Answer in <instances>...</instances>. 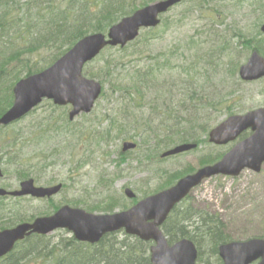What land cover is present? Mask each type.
<instances>
[{
	"label": "trees",
	"instance_id": "obj_1",
	"mask_svg": "<svg viewBox=\"0 0 264 264\" xmlns=\"http://www.w3.org/2000/svg\"><path fill=\"white\" fill-rule=\"evenodd\" d=\"M63 1L65 0H0V116L13 103L12 88L16 81L51 65L86 34L98 31L105 32L110 25L117 22L121 17L131 14L138 7L150 2V0H80V5H77L76 0H67V7L62 10L60 4ZM245 1L236 0L238 4ZM181 4H190L191 7L197 5L196 8L202 11V6L204 4L203 8L209 6L210 1L183 0ZM257 6H259L260 15L255 22L254 32H250L252 29L248 32L244 30L230 31L216 28V26H207L204 27V30L194 33L197 34L195 41L192 38H189L186 44H181L178 41L170 49L169 55L167 52L162 51L159 56L155 57V63L148 64L144 68L125 69L123 60L118 61L111 55L112 51L121 54L126 52L129 47L136 46L138 38L123 48H105L92 61H100L102 69L95 73L94 69L87 64L86 74L94 78L105 76L100 79L103 85L102 97L105 96L104 84L108 74L110 76L111 71L123 69L117 72L119 77L114 76L113 73L114 78H109V81L115 79L112 82V88L114 90H125L123 92L129 94L125 97L130 98L126 103L130 107H134L133 110L140 109L141 114L133 117L132 112L117 106L111 112L114 113L111 114L113 116L108 118L107 128L101 131V122L98 126L93 124L95 127L89 125L74 126L76 123L69 120L65 109L63 112H59L60 109H56L60 107L52 105L56 111H49L48 116L28 129L24 127L12 128V126L19 123L6 127L0 126V143L3 148L0 158L5 164L4 172L7 173V165L13 166L17 171L18 179L22 180L34 176L33 174L41 173L45 168L59 160H64L65 163L68 161L72 163L79 162V164L89 163V156L92 157L97 151L94 146L91 147L93 142H108L111 139H119V141L134 140L138 133H144L141 139V147L143 149L145 147V150L142 149L143 152L136 159L144 157L146 161L152 164L160 161L161 152L174 144L181 142L207 143L208 138L202 137L208 135L212 124L202 119L203 112H221L223 115L232 114L234 113V105L240 104V107H243L244 96L238 95L237 90L228 91L224 95L209 94L205 101L206 105H204L198 101L199 96L194 95L200 92L194 90L193 94L187 95V102L189 104L192 101L191 105L186 104L185 98L181 103L167 104V102H160L158 95H152L148 100V106H146L147 90L150 89L147 79H157L160 75L166 74H170L173 78H180L177 76L178 72L172 70V65L175 70L176 64L184 65L182 69L190 79L196 78L198 74L200 76L204 74L210 85L213 81L212 77L217 75L221 69L235 77L238 74L239 66L248 53L250 54L252 50H258L264 55V33L260 30V24L264 22V2L255 5L254 8ZM213 10L217 13L220 12L216 8H213ZM92 12L94 14H90ZM183 14L185 13L183 12ZM151 35L157 38L160 34L155 31ZM45 48L53 49L50 50V54L46 58L43 56L42 60L39 61L33 59L32 54H40ZM242 55L243 58L240 60ZM179 74L183 76L182 72ZM232 77H230L231 80L234 79ZM124 79H132V82H129V87L123 85ZM258 82H245L238 77V83L240 84ZM169 92L172 94L171 90ZM123 104L124 102H121V105ZM146 113L148 114L145 116ZM91 114L83 116L88 117ZM105 119H107V116H103V120ZM147 120L150 123H147ZM132 126L134 132L129 129ZM199 132L204 136H200ZM53 140L56 142H52ZM51 142L56 146L52 145ZM30 145L43 146L41 152H36L32 157H29L27 155L29 152H26L25 149ZM81 146L84 149L79 152ZM48 150L50 152H47ZM223 154L221 151H209L200 157V165L213 163L220 159ZM127 155L129 153L120 151L118 153V163H124L127 160ZM34 156L37 157V163H41L39 170L34 168L35 165L31 160ZM194 169V167L188 166L183 170L171 172L168 169L160 168V176L164 175L166 178L158 189L170 186L178 178L193 172ZM116 177L117 175L107 176L102 174L99 178L100 188L109 186V183L114 181ZM35 179L38 178L35 177ZM0 186L8 188L3 184H0ZM65 188L67 186L63 184V189ZM24 200H26V197L10 198L0 196V219L4 221L0 225V229L14 226L21 221L32 220L35 217L33 213H29L22 208V201ZM67 202L79 204L75 200H68ZM60 205L59 203H53L51 209L55 210ZM127 207L128 202L124 195L113 194L107 195L101 202L88 205V209L91 211L105 212ZM176 216L179 215L174 214L171 219ZM206 233L208 237L212 236L211 238L215 239L214 232ZM205 236L204 238H206ZM33 238H35L36 243L40 236H33ZM28 241V239H25L20 242L10 256L0 264H6V262L18 264L20 256L17 253L23 251L28 254L35 246V243L31 244ZM75 244L77 245L79 242L73 239L72 242L68 243V247L72 249ZM208 247H214V250H217L218 244L209 243ZM97 249H100L99 246ZM23 261H21V264H35L33 260Z\"/></svg>",
	"mask_w": 264,
	"mask_h": 264
},
{
	"label": "rangeland",
	"instance_id": "obj_2",
	"mask_svg": "<svg viewBox=\"0 0 264 264\" xmlns=\"http://www.w3.org/2000/svg\"><path fill=\"white\" fill-rule=\"evenodd\" d=\"M155 1L158 0H150V3ZM76 2L77 5H80V0H76ZM261 2H264V0H246L242 4H238L236 0H217L205 8H203L204 4L202 11L196 8L197 5L193 7L190 4L177 5L162 16V21L156 28L150 29L149 33L148 31H143L137 39L138 44L136 46L129 47L126 52L121 54L112 51L111 55L118 61L123 60L125 69L134 70L155 63V57L159 56L162 51L167 52L169 55L170 49L178 41L181 44H186L189 38L195 41L197 34L194 33L204 30V27L207 26H216V28L228 29L230 31L244 30L248 32L252 29L250 32H254L255 22L260 15L259 6L255 8L254 6ZM60 7L62 10L65 9L67 7V0L63 1ZM213 8L218 9L220 12H215ZM94 12L90 14H94ZM168 27L170 28L168 29ZM164 28L166 29L164 30ZM155 31H158L160 34L157 38L151 35ZM51 49L53 48H45L40 54H32V57L38 61L42 60L43 56L46 58L50 54ZM248 54L242 62L246 61L249 56ZM242 58L243 55L240 60ZM99 62L89 63L95 73L102 69V64ZM176 65L175 70L172 65V70L176 73L178 72L177 76L180 78H173L170 74H166L160 75L157 79H147L150 89L147 90L146 106H148V100L152 95H158L160 102H167V104L173 102V104L181 103L183 98H185L186 104L191 105L192 101L189 104L187 102V95L193 94L194 90L200 92L194 95L199 96V99L202 100L198 99V101L204 105H206L205 101L209 97V94L224 95L228 91L237 90L238 95L244 96L245 100L243 107H240V104L234 105L233 110L235 114L245 113L264 106V79L258 83L240 84L238 83V74L232 77L221 69L217 75L212 77L213 81L210 79L212 81L210 85L204 74L201 76L198 74L196 78L190 79L182 69L184 65ZM120 70L123 69L111 71L110 76L108 74V78L104 84L105 96L100 97L91 115L88 117L83 115L78 116L74 126L89 125L95 127L93 124H97L98 126L101 122L100 130L102 131L107 128L109 124L108 118L113 116L111 114L114 113L111 112L117 106L118 108L132 112L133 117L141 114L140 109L136 108V110H133L134 107H130L126 103L130 98L125 97L129 95L127 92H123L125 90H114L112 88V82L115 79H110L112 81H109V78H114L113 73L114 76L119 77L117 72ZM181 72L184 77L179 74ZM102 77L105 76L95 78L100 80ZM230 77L234 79L231 80ZM129 82L131 83L132 79H124L123 85L129 87ZM169 90H171L172 94ZM121 102H124V104L121 105ZM50 104L51 101H44L33 113L24 117L21 121L17 122L19 124L12 126V128L24 127L28 129L32 125L37 124L41 119L50 114L49 111L55 110ZM63 111L64 108H60L59 112ZM103 116H107V119L103 120ZM201 116L204 121L211 122V127L226 117L221 112H203ZM147 123H150V121L147 120ZM151 124L153 125V123ZM129 129L134 132L133 126ZM198 134L204 136L200 132ZM143 135L144 133H138L135 141L139 143V146L136 150L127 152L129 155L126 156L127 160L124 163H118V153L121 150L123 140L111 139L112 141L109 140L108 142L100 141L92 143L91 147L94 146L97 151L95 150L96 152L92 157L89 156V163L79 164V162L72 163L69 161L65 163L63 162L64 160H59L55 164H51V166L45 168L41 173L39 172L37 175L33 174L32 178H38L37 180L35 179L38 185L49 186L50 184L62 183L67 188L62 189L50 200L26 197V200L22 201V208L29 213L39 216L50 213L53 203L64 204L69 203L67 202L68 200H75L79 204L71 203V206H81L89 210L88 205L101 202L109 194L125 196L124 188L127 186H130L137 194V197L141 198L145 192H148L146 194L148 195L159 190V185L166 178L164 175L160 176V168L168 169L171 172L183 170L188 166L198 168L202 155L207 154L209 151H221L225 153L235 144L234 142H230L226 145H215L207 141V143L199 144L197 150L161 159L160 163L156 162L152 164L146 161L144 157L136 159L145 150V147L144 149L141 147ZM205 137H208V135L202 138ZM52 142L56 141L53 140ZM52 145L55 144L52 143ZM42 146L30 145L25 151L29 152L27 154L29 157H32L34 153L41 152ZM80 148L79 152H82L84 147L81 146ZM47 152H50V150ZM2 153L3 148L0 143V154ZM84 158L86 159L85 156ZM31 160L33 165H35L34 168L39 170L41 163H37V157L34 156ZM3 167L5 168V164H3ZM102 174L107 176L117 175V177L109 183V186L100 188L99 178ZM154 174L156 175L154 176ZM17 176L15 167L7 165V173L0 179V184L11 189L16 188L20 183ZM126 200L130 205L131 199L126 197ZM177 213H179L178 217H174L164 225L166 234L169 236H172V234H176V236L186 234L192 239H202V237L204 238L207 235L206 232H214L215 244L232 240H245L256 236L264 237V164L260 172L245 167L236 176L217 175L203 180L200 185L192 189L190 196L179 204ZM3 222L0 219V225ZM203 230H205V234L201 233V235L199 232ZM42 237L38 240L36 247L29 252L32 253V257L29 256L28 259L40 255H49L50 252L58 253L60 250L65 249V245L72 235L66 229H58ZM104 240L99 245L100 249L92 248L91 245L85 244L71 251L63 261L66 260V263L69 261V264L150 263L151 242L144 241L135 235L125 234L124 230L109 234ZM21 255L26 254L21 252ZM207 258H209L211 264L219 262V259L215 255ZM23 260L24 258L20 261ZM55 260V258L51 257L47 259L42 258V261L46 264H55ZM6 264H9V262H6Z\"/></svg>",
	"mask_w": 264,
	"mask_h": 264
},
{
	"label": "water",
	"instance_id": "obj_3",
	"mask_svg": "<svg viewBox=\"0 0 264 264\" xmlns=\"http://www.w3.org/2000/svg\"><path fill=\"white\" fill-rule=\"evenodd\" d=\"M181 0H161L136 10L112 25L107 34L91 33L79 39L65 54L46 69L21 78L13 87L12 106L0 118V124L7 125L22 118L44 98L56 104H71L70 118L80 112H89L102 93V84L84 75L86 63L93 60L107 46H124L135 39L142 27L156 26L159 14L167 11ZM264 31V25L262 26ZM243 79L252 80L264 76V56L254 51L240 68ZM253 133L239 141L215 164L204 166L195 173L181 178L174 186L148 196L128 210L112 214L91 213L80 207L64 205L54 214L37 217L33 222H23L15 227L0 231V257L9 253L16 242L34 232L48 233L56 228L66 227L80 240L97 241L104 234L125 228L128 233L143 239H155L152 247V264H195L196 248L192 242L183 239L170 246L159 225L171 209L204 178L217 174L238 175L249 167L260 171L264 162V107L242 115H233L210 131V141L226 144L236 139L244 130ZM135 147L126 142L124 149ZM196 147V144H182L168 150L163 156L176 154ZM3 176L0 160V177ZM62 184L37 186L34 179L20 183V189L8 191L0 188V195L35 197L51 196ZM126 194L133 197L130 188ZM224 264H264V239L252 238L246 241L224 243L219 248Z\"/></svg>",
	"mask_w": 264,
	"mask_h": 264
},
{
	"label": "flooded vegetation",
	"instance_id": "obj_4",
	"mask_svg": "<svg viewBox=\"0 0 264 264\" xmlns=\"http://www.w3.org/2000/svg\"><path fill=\"white\" fill-rule=\"evenodd\" d=\"M165 221L160 224L161 231L164 234L166 233L163 226ZM204 232L205 230L200 231L199 233L203 234ZM172 235L173 236H169L167 234L165 235L168 240V243L171 244V246L182 239H189L192 242L193 246H195L196 248L195 264H211L209 258L207 257L213 255L217 256V258L219 259V262L217 264H223V260L219 252V247H217V250H214V247L211 248L208 247L209 243H214V240L211 237L206 236V238L202 237V239H192L188 237L186 234H182V235L180 234L178 236H176V234H172Z\"/></svg>",
	"mask_w": 264,
	"mask_h": 264
},
{
	"label": "bare ground",
	"instance_id": "obj_5",
	"mask_svg": "<svg viewBox=\"0 0 264 264\" xmlns=\"http://www.w3.org/2000/svg\"><path fill=\"white\" fill-rule=\"evenodd\" d=\"M104 237H106V236H104ZM25 239H28L29 241H28V243H30L31 242V244H33L34 242H35V238H33V234H30V235H27L26 237H25ZM73 237L70 239V242L71 241H73ZM68 243L69 242H67V244L65 245V249H62L61 251H59V252H61L62 254H67L68 252H69V250H70V248L68 247L69 245H68ZM27 252V251H26ZM24 254H26L25 252H23ZM25 255H20V259H19V263L18 264H21V259L24 257ZM48 257H50V255H44L43 256V259H47ZM59 264H69V261L66 263V260L65 261H63V262H61V263H59Z\"/></svg>",
	"mask_w": 264,
	"mask_h": 264
}]
</instances>
